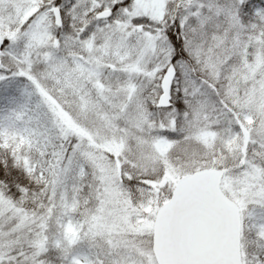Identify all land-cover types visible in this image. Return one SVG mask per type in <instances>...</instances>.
Here are the masks:
<instances>
[{
	"label": "snow or ice",
	"instance_id": "1",
	"mask_svg": "<svg viewBox=\"0 0 264 264\" xmlns=\"http://www.w3.org/2000/svg\"><path fill=\"white\" fill-rule=\"evenodd\" d=\"M0 264H264V0H0Z\"/></svg>",
	"mask_w": 264,
	"mask_h": 264
}]
</instances>
